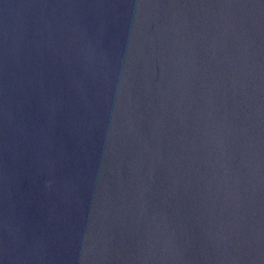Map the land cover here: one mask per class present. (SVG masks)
I'll list each match as a JSON object with an SVG mask.
<instances>
[{
	"label": "water",
	"instance_id": "1",
	"mask_svg": "<svg viewBox=\"0 0 264 264\" xmlns=\"http://www.w3.org/2000/svg\"><path fill=\"white\" fill-rule=\"evenodd\" d=\"M0 264H264V0H0Z\"/></svg>",
	"mask_w": 264,
	"mask_h": 264
}]
</instances>
